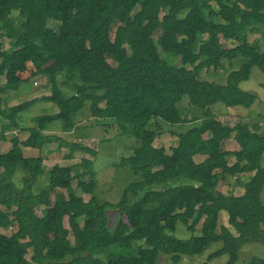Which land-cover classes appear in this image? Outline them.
Returning <instances> with one entry per match:
<instances>
[{"label":"trees","instance_id":"obj_1","mask_svg":"<svg viewBox=\"0 0 264 264\" xmlns=\"http://www.w3.org/2000/svg\"><path fill=\"white\" fill-rule=\"evenodd\" d=\"M52 20L61 23L59 29L50 26ZM0 21V78L17 89L28 81L20 71L32 63V78L45 77L52 88L50 96L4 107L0 84V119L29 132L20 146L0 153V264H157L161 255L179 264L213 244L219 249L201 264L223 255L226 264H238L247 245H264L262 127L201 118L177 134L171 153L154 146L165 128L187 123L179 108L186 98L206 114L217 105L250 110L259 102L242 84L255 67L264 72L262 40H251L264 34V0H0ZM221 31L240 47L226 49ZM226 60L234 67L227 83L201 77L204 70H227ZM41 103L51 105V113L26 126L25 115ZM53 125L67 138L49 134ZM95 127L140 144L115 165L135 177L116 204L96 196L94 160L58 164L44 184V158L23 153L57 143L59 150L68 149V160L77 152L97 157L96 149L78 142L90 132L94 138ZM235 134L241 150L223 151L221 144ZM199 155L202 162L195 160ZM229 177L245 189L243 195L217 189ZM75 182L88 201L74 191ZM223 212L226 224L220 223ZM10 227L12 234L2 232ZM138 243L144 246L136 252ZM247 264H264V258L254 256Z\"/></svg>","mask_w":264,"mask_h":264},{"label":"rangeland","instance_id":"obj_2","mask_svg":"<svg viewBox=\"0 0 264 264\" xmlns=\"http://www.w3.org/2000/svg\"><path fill=\"white\" fill-rule=\"evenodd\" d=\"M38 5H41L40 1L36 2ZM110 8V7H109ZM108 9L102 12V16L108 12ZM50 26L54 29H59L61 23L58 21H50ZM117 25H113V33L116 31ZM0 29H1V21H0ZM161 30H157L153 32V37L155 42L158 44V39L161 35ZM205 39L208 37L202 36ZM221 43H223L224 47L228 50L230 49H238L240 47L239 41H237L232 36H226V34L221 31L220 32ZM257 38H260L263 43L264 48V34L258 33L251 35V40L256 41ZM200 39H198L197 47H199ZM3 43L5 44V48L9 47L10 39L5 38L3 39ZM202 43V42H201ZM159 51L161 55L164 53L161 51L159 47ZM111 64L112 61L108 60ZM227 70H213L210 69L209 71L204 70L201 74L203 79H207L209 81H215L217 83H227V77L229 74L234 70L233 63L231 61H225ZM235 63H241V59H237ZM242 65V64H241ZM35 71L34 64L28 63L25 66L24 70L20 71V76L23 79L28 80L21 84L20 87L17 89L9 88L5 82V78H0L1 82V96L4 99V107L9 106L13 107L16 105H21L22 103L32 101L38 98H42L43 96H50L52 95V88L51 84L48 82L47 78H32V74ZM77 72L75 71V75ZM64 81L67 80L66 77L63 78ZM68 90L73 91L72 89V81L68 82ZM242 88L245 91L255 93L259 96V102L252 108V109H245V108H231L229 109L223 105H217L210 109V111L206 114L200 109L192 106L189 102V99H185L180 105L179 108L181 110L182 116L187 120V123L183 124L182 126H173L171 128H165V132L161 135L157 136V139L154 143L157 147H163L168 152L171 151L172 148L178 145V138L177 134L186 132L194 125L199 124L201 118H215L217 121L221 122L225 126L235 127L239 123H249L251 125H258L262 127L260 131L264 134V72L259 68L255 67L253 69L252 77L249 81H246L242 84ZM52 106L47 103H41L40 106H35L33 110H31V114H26L24 118V124L28 127L33 126L32 120L37 115H46L51 113ZM34 112V113H32ZM190 121V122H189ZM198 122V123H196ZM85 127L90 124V121H85L82 123ZM93 128V127H92ZM95 127L93 130L88 129L87 131H93L94 133V141L86 142L85 140H78V142H82L85 147L94 148L98 152L97 157H93L90 154L77 152L75 154L74 160L66 159L65 155H62L59 151L60 145L50 144L45 146L43 150H29L23 149V153L26 157H43L44 158V172L45 175L41 179L42 183L48 184V179L50 178L52 171L55 169L56 165H68L72 162L80 163L83 158H88L90 160L95 161L94 168L97 170V178L99 182V187L96 191V196L99 199L104 201H109L114 204L118 203L120 199H122L124 190L126 189L127 185L132 182L135 177L131 175L128 170L115 168V165L122 161L125 157H130L134 154V152L140 147V144L133 138H127V136H119L118 133L114 130L106 132L105 129ZM9 133V134H8ZM49 134L55 135H64L67 138L68 135L62 132V129L58 125L51 126L49 130ZM29 132H22L18 129L10 128L9 123L3 119H0V142L2 146L0 147V153H7L10 152L13 148L18 147L21 143L25 142L28 139ZM208 138V135L206 136ZM110 139V143L107 142L103 144L102 141H106ZM7 140V141H6ZM221 148L223 151L226 152H236L241 150V146L237 141L236 134L234 138L229 141L224 142L221 144ZM52 150V151H51ZM49 151H51L49 153ZM65 152V151H64ZM68 152V149H67ZM171 153V152H170ZM197 162H201L203 159L197 158ZM231 165H234L237 162L235 156L230 157ZM264 165V160H263ZM254 176L253 174H245L243 180L248 182ZM17 182H19V178H15ZM74 191L79 196H84L85 199L88 201L90 199V195L86 194L82 187L78 185L77 182L73 185ZM219 191L223 192L227 196L230 195H243L245 193V189L238 186V182L231 177L227 178V180H221L218 188ZM58 191V190H57ZM263 200H264V193H263ZM38 212L40 213L41 217L45 219L44 211L42 208H38ZM117 211H111V224L117 221ZM228 221L227 213L223 212L220 215V223L226 224ZM83 222V220H82ZM67 226L70 227L69 220L66 221ZM182 228V227H180ZM15 231L13 230H2L3 233L12 234ZM144 246V243H141ZM140 243L136 244L135 251L138 252ZM220 244H213L210 246L204 253L196 256L186 257L181 263L179 264H201L204 262H208V257L211 253L219 249ZM259 256L264 258V245L261 243H254L247 245L242 252L241 260L238 264H247V261L252 259L254 256ZM33 253H29L28 258H32ZM228 261V256L223 255L219 258L210 261L209 264H226ZM157 264H171L168 261V256L161 255L157 261Z\"/></svg>","mask_w":264,"mask_h":264},{"label":"crops","instance_id":"obj_3","mask_svg":"<svg viewBox=\"0 0 264 264\" xmlns=\"http://www.w3.org/2000/svg\"><path fill=\"white\" fill-rule=\"evenodd\" d=\"M9 134V133H8ZM91 134V132L89 133V134H87V135H85V138L84 139H81V140H85L86 142H89V141H94L93 140V138H92V136L90 135ZM7 141V140H6ZM0 142H4V141H0ZM2 146V144L0 143V147ZM155 146V145H154ZM155 147H157V146H155ZM158 148H160V147H158ZM29 150H31V149H29ZM34 151H36V150H34ZM52 151V150H51ZM51 151H49V153L51 152ZM60 151V153L62 154V155H65V154H67V149H63V150H59ZM65 151V152H64ZM197 158H199L200 160L201 159H205V157L204 156H201V155H199V156H196L195 157V160L196 161H198L197 160ZM203 160H201V162L203 161ZM72 163H75V162H72Z\"/></svg>","mask_w":264,"mask_h":264},{"label":"clouds","instance_id":"obj_4","mask_svg":"<svg viewBox=\"0 0 264 264\" xmlns=\"http://www.w3.org/2000/svg\"><path fill=\"white\" fill-rule=\"evenodd\" d=\"M14 227H10L9 230H13Z\"/></svg>","mask_w":264,"mask_h":264}]
</instances>
